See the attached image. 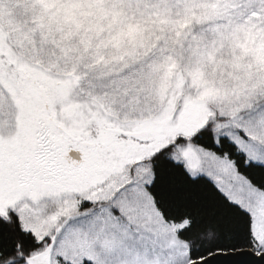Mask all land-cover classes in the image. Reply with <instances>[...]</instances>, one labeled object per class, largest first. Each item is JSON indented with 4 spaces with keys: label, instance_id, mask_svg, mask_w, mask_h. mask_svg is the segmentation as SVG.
I'll use <instances>...</instances> for the list:
<instances>
[{
    "label": "snow or ice",
    "instance_id": "snow-or-ice-1",
    "mask_svg": "<svg viewBox=\"0 0 264 264\" xmlns=\"http://www.w3.org/2000/svg\"><path fill=\"white\" fill-rule=\"evenodd\" d=\"M0 264H264V0H0Z\"/></svg>",
    "mask_w": 264,
    "mask_h": 264
}]
</instances>
